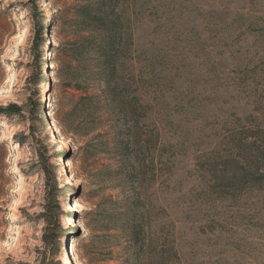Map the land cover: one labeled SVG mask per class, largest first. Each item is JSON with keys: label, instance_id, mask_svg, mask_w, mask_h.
Here are the masks:
<instances>
[{"label": "rangeland", "instance_id": "rangeland-1", "mask_svg": "<svg viewBox=\"0 0 264 264\" xmlns=\"http://www.w3.org/2000/svg\"><path fill=\"white\" fill-rule=\"evenodd\" d=\"M29 1L0 0V109L25 107L31 96L44 106L34 123L0 116V143L8 144L0 264H65L67 253L70 264H137L133 243L103 225L134 193L147 205L140 264H264V0H123L129 41L120 78L143 107L112 121L97 106L72 115V95L83 94L66 77L80 40L66 15L81 3L35 0L48 29L37 51ZM30 125L48 155L60 157L51 163L62 177L64 233L53 257L42 243L38 145L13 141ZM116 137L130 148L117 150Z\"/></svg>", "mask_w": 264, "mask_h": 264}, {"label": "trees", "instance_id": "trees-1", "mask_svg": "<svg viewBox=\"0 0 264 264\" xmlns=\"http://www.w3.org/2000/svg\"><path fill=\"white\" fill-rule=\"evenodd\" d=\"M81 3L76 12L66 15L67 19L73 23L74 35L78 34L79 42L71 45L69 56L72 60V65L68 67V75L66 77L70 85L76 92L82 93L81 98L72 95L71 102H74L72 115H76L78 109L85 110L87 108L99 107L108 120L113 118V115L120 111L126 117L135 114V110L141 109L143 106L137 98L126 97L123 92L122 79L120 78V63L122 58L128 53V31L126 23L121 14L123 0H75ZM29 6L34 13V35L36 45L41 43L42 37L48 32L45 27L46 18L42 15L41 9L35 0L29 1ZM42 17V18H41ZM65 19V17H64ZM55 20L52 18L50 24ZM37 51L39 46L37 45ZM42 80L41 69L35 76V82ZM50 82V81H48ZM100 90V95H91L93 89ZM39 95V94H38ZM34 97L28 99L29 104L25 107H20L14 104L7 106L5 109H0V116L5 115L11 118H20L23 120L32 121L33 123L40 120L41 112L44 109L43 104ZM26 112L30 116L26 117ZM59 112V111H58ZM112 121V119L110 120ZM60 130L64 134H70L65 121L58 120ZM114 126V125H113ZM115 128V127H114ZM35 128L30 125L28 134L21 133L13 137L15 144H18L20 149L25 145L31 144L32 141L38 145L35 149V154L38 159V166L42 174L46 178V196L45 205L43 207L42 219L44 227L42 230V243L44 245V253L50 257L61 253L63 238V227L61 219L64 212L61 208L60 195L63 189L60 187L58 180L62 177L56 175L57 167L51 163L52 159L60 157H50L47 147H44L38 139H36ZM116 148L120 152L123 149H128L129 144L125 143L116 137ZM129 142V141H128ZM40 144V145H39ZM7 142L0 143V163L4 160L8 151L6 150ZM133 184L140 182L142 176L139 174L133 175ZM4 175H0V180ZM4 186H0L3 190ZM2 191H0L1 194ZM115 205V204H114ZM122 206L113 207L115 212L120 213L118 216H107L105 218L104 228L110 226L114 230L121 231L124 238L130 240L133 245L132 249L137 264L142 263V255L145 245L143 238L146 220V199L142 193H134L133 197L127 195L125 201L120 204ZM1 212V210H0ZM103 230V229H101ZM112 230V229H111Z\"/></svg>", "mask_w": 264, "mask_h": 264}, {"label": "bare ground", "instance_id": "bare-ground-1", "mask_svg": "<svg viewBox=\"0 0 264 264\" xmlns=\"http://www.w3.org/2000/svg\"><path fill=\"white\" fill-rule=\"evenodd\" d=\"M49 20H50V17H49ZM14 152H17V148H15L14 149ZM22 160H23V158H22V155H20V153H18V155H17V163H21L22 162ZM67 166H70V164H67ZM71 177H70V182H69V185H74V177L72 176V175H70ZM23 181H24V179H23V177H20V183H23ZM82 207H79V209L77 210V212H82ZM66 211L67 212H70V211H72V212H74L75 211V209H74V203H72V202H70L69 203V206H67L66 207ZM76 224H78L77 223V220H76V218H71V226L73 227V226H76ZM79 225H80V223H79ZM78 225V226H79ZM70 256H69V254L67 253L66 254V256L63 258V261H64V263L65 264H70Z\"/></svg>", "mask_w": 264, "mask_h": 264}]
</instances>
